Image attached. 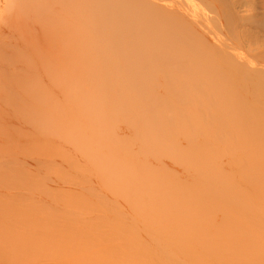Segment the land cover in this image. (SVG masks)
Masks as SVG:
<instances>
[{
    "label": "rangeland",
    "instance_id": "rangeland-1",
    "mask_svg": "<svg viewBox=\"0 0 264 264\" xmlns=\"http://www.w3.org/2000/svg\"><path fill=\"white\" fill-rule=\"evenodd\" d=\"M242 1L243 0H52V68L50 65H46L44 63H33L32 65H29L26 62H19V63H15V65L10 64V66L14 65L11 68L9 65H7L9 67V70L15 67V70L12 69L10 70V72L14 70L15 72H17V74L19 73V77L22 75H26L27 71H29L30 75L34 74L36 77L35 83H34L35 90L33 92H31V90L30 91L24 90L22 91L21 95H15L14 93L13 95L10 92L9 93L10 95L7 96L8 100L3 99L0 101V107L6 108L7 106L6 103L12 102L13 105L11 104V106H8L10 109L12 110H14V108L16 110L18 109V112L22 110L23 112L20 111V113L21 112L24 113L25 110L26 111L32 110L31 112H33L34 115H36L38 113V112H35L36 110H40L44 114L48 112L46 109H48V106H49L48 104H50V101L52 99V110H51L52 111V145L46 150V152L48 151L51 152L52 163L51 162L50 163L52 165L45 164L44 163L45 158H41V161L38 162L37 165H35V168L33 167V169L29 167V165L24 163L25 159L30 160L29 156H31L30 155L31 149H29L28 146H26L23 142H21L24 133L25 134L28 133L26 132L27 131L26 129L28 127L25 128L27 125L24 124L23 126L22 122H20L21 123L20 127H24L22 128L23 130L20 128L22 131H19V130L17 131L16 129L15 130L12 129V131L10 130L12 133H10L9 131V133L12 134L11 138L14 137L13 139L18 140L17 138H19L21 140H18V141L8 140L6 142L0 143V162L3 165V167L2 165H0V167L2 168L0 170V193L2 194L1 198L4 197V200L0 199L2 200L1 201L2 203L4 202V204L1 203L2 204L1 208H3V206L7 204H10L9 202H7V200L10 201L12 198L15 199L14 203H12V200H11V204L13 205L5 206L12 210L10 211L5 210L7 212V213L5 212L6 214L0 211L4 219H5V216H8V219L6 217L7 222H5L4 226L3 225H1L2 227L0 226L1 228L0 229V264H49L50 262L46 261V259L48 258V254H49L48 247L50 245H52L50 246L52 247V259L55 258L56 260V258L60 259L61 256H63L64 254L63 252H65L67 248H69L68 249V252H69L71 248L74 249L77 246L80 247V244L82 245V242L86 241L88 232L95 233L97 236H99V234L104 230L103 228L106 224H111V226H113V223L117 221L125 222V220H127L126 218H129V224L131 227H133L135 222L129 217V214L131 213V211L133 213V209L127 207L126 202H124L122 199L116 201L113 195L110 194L111 191L114 190L113 188L119 184V181H116L115 177L113 178L115 174H112L113 176L109 175L108 177L106 176L104 178V180L107 179L105 180V182L107 181V183H105L104 180H102L103 178L101 179L102 176L100 177L99 175L98 170H99V167L102 165V164H99L100 160H102L101 161L102 163L103 159L104 158L108 159L109 155L111 154L112 155L110 156L109 159H112L110 160L112 164L109 163L110 162L109 160L108 162L104 160L106 163L110 164L111 167L115 164V162L116 163L118 162L119 164L120 161H123L121 159L122 157H120L121 155L126 157L128 161H131V162L132 161L136 162L138 160L137 162L139 164H137V162L136 164L135 163L134 164L131 163V165L129 164L128 168L131 170L129 174L132 176L134 174L139 176V178H141L140 181H142V185L144 182L147 184L146 187L144 184V188H143V191L145 193H142V191L140 190L142 189L141 187H143L140 185L141 183L138 181L137 182L140 184L135 182L137 177L133 178L131 176L132 178L130 177L129 179V177H127L129 174L126 176L127 173L123 174L124 171L120 170V172H122L121 174H123V176H126V179L134 180L132 181L134 183H129L130 186H132L133 188L132 187L127 188L128 184L127 186L124 185L126 186L125 187L126 190H124L123 188L122 189L123 191L120 190V193H122L123 195L124 193L134 192V195L132 193L131 194L134 196L135 199H136L135 196L139 195L137 193H139L140 191H141L140 194L141 193L143 194L142 196L141 195L140 196L142 197V199L144 198L143 199L144 202H142V199H140L141 197L138 196L141 202L137 198V201H135V203L138 206L134 205V208H136L137 206V209L135 210H138V211L134 210V213L139 212L138 215L139 214L145 215L146 219L150 221H155L157 217V216L155 217L157 213L156 206L157 205L159 206L160 204L159 201H163L165 199H166L165 201H167L168 199V201L165 202V204H163L164 202H162L163 208L165 207V210H163L162 208L161 212L162 211L166 212L167 210L170 211L171 209L169 210L168 207L174 208L175 206V208L171 210L170 212H166V213L163 212L165 213V215H163V213L161 214L162 215L161 217L165 218L164 221L163 219L161 221H163L164 223L166 222L164 224V227L165 225L167 226V224L169 223L167 220V216H166L168 213V215H170L168 216V219H170L169 220L170 224L172 223V225L173 224L175 225L177 223L176 225L178 227L183 226L184 228V229L181 228V230H179L180 232L183 231V234L180 235V238L184 239L187 235H190V236H187L184 240H180L179 245L181 247L182 245L183 246L185 245L184 247H186V245L188 246L189 244L185 241H190V240L195 241V239H193V237H195L193 233H195L197 225H198L197 222L199 220L197 216H198V213H200V203H201V200L198 196L199 194H198V188H197V185H198L197 183L199 180L197 178V175L199 177V172H197V169H198L197 158L193 157V156L196 157V150H195L196 147H195L194 142H195V139L198 138L197 134L195 133L197 132L196 131L197 128L202 127V125L203 126L207 125V127L205 126L204 127L210 131V128H209L210 124L211 126H213V124L217 125L216 123H214L216 122V119H217L214 116L216 114H217L216 116L218 117V115H225V113H228L230 111L229 115H232L230 113H233L234 115L236 114L235 116H237L244 110L264 111V73L258 72L257 65H252V66L248 65L245 59L246 58L245 57L246 55L245 54V51H246L245 38H247L246 36L247 33H246V29L243 25V20H242L243 19L242 17L244 16L243 15L244 12H241L243 10L242 8H240ZM29 16L35 17L33 12L28 10L27 13L24 14V17H29ZM97 28L98 29L104 28V31L103 29L99 31ZM31 30H32V27L30 31ZM31 34L32 32L29 33L27 38H24L25 46L22 45V40L20 41L18 45L20 49H17L16 51H14L15 53H19L22 51H27L30 53L31 51L38 50L40 43L38 40L32 39ZM115 34H117L115 38L120 39V40L130 35L131 38H133V39H130V41L131 40L133 41L125 42L122 40L119 43H116L119 40L117 41L116 39L115 41L114 39L113 40L115 41L114 43L117 44L115 45L113 41H108ZM118 35H120L121 37L124 36V38H119L120 36ZM103 42L106 45L104 44L102 45ZM107 42H110L109 43L110 45L107 44ZM99 44L102 46H100ZM157 63L159 64V66L157 65ZM98 65H100V67L101 65H104V68L106 66V69L104 70V72L106 73H104L103 75V80L100 77L103 83L100 82V79H98L99 74L96 77V79H98V82L103 84V87L101 86V84L99 85L101 86V93L103 95V96L101 95L102 96L101 101L104 100L101 103H104L105 101L107 102L102 105L100 103L102 113H99L101 110L99 109L98 111L96 107L94 108L97 111L93 109L90 111H92L91 114L93 113V111H96L98 115L96 117V114H95L96 112H95L94 116L95 118H98V119L101 118L100 114H102V118L106 120L105 115L107 114L106 118H108L109 116L107 120L109 122L111 121L110 122L111 124H109V122L106 120V122L108 123L106 122L104 123L106 124L107 127L98 126L97 129L95 128L96 130H93L92 129L94 128L93 126L92 128L89 127L92 125L91 124L92 122H95V118L94 116H92L93 114L89 115V118L87 116L86 117L87 119L85 118V120L82 121V122L85 121L84 123L86 124H83L81 121H79L80 119L79 116H82L79 113L80 111L78 110L79 107H76L77 106L76 104L78 103L79 100H76V103L73 101H75V99H78V98L82 100L81 98L82 96L84 99L87 93L90 94L89 89L92 91L95 85L94 83L95 80H93V82H90L91 80L87 81V79L85 80L84 78H86V75L87 73H89L90 69L94 70V67L95 66L97 67ZM107 66H110V67L112 66V67L107 68ZM156 66H158L157 67L158 70L154 69L156 68ZM8 67H5V68H8ZM96 67H95V70H96ZM98 67H97V70H98ZM174 67H176L175 69L178 68L177 70L179 71L175 70ZM48 70L50 71L52 70L51 73L50 72L47 73ZM95 70H94V74L99 72V70L97 72H95ZM153 70H156V71L153 72ZM172 70L177 72L178 79H177V75L175 76L176 72H173L174 73L173 76L175 77L173 79H170L169 81V78L173 77L171 75ZM155 72L156 73L160 72V73H157L158 75L156 74V76L152 77L153 74L155 75ZM148 74L152 76H149ZM45 75L49 77L45 78ZM144 75L145 77L143 78ZM50 76L52 79L50 78ZM88 76L89 75H87V78ZM121 76L122 78L126 79L125 81L126 84L123 85L122 88H119L117 86L113 87V85L116 83L114 81L119 80L118 82L119 84L123 82V80L120 79ZM129 76H132L133 78ZM19 77H16V78H19ZM42 77L44 78L42 79ZM140 77H142V80L140 79ZM130 78L132 79L130 80ZM134 78L135 80H133ZM179 78L181 80H179ZM143 79L146 80V82L143 81ZM165 79H168L169 81V82L167 81L168 84L169 83L171 84L173 80L174 84L173 82L171 85L165 84L166 83ZM85 81H86V86L84 84ZM111 82H112V85L110 84ZM89 83H92L93 86L92 84H89ZM25 84L26 83H24L23 85ZM90 85L92 86V88ZM166 85L168 86L166 87L167 90L170 86L169 88L170 91L175 93L176 88L178 91H180L178 93H175L176 94L175 96L177 95L178 97L180 96V99L177 101L178 99L177 98L175 101L178 103H175V104L173 103V105L170 104V98L167 96L168 92L165 90V87H164ZM173 85H174V88H173ZM153 86H156V87H153ZM204 86H207V87L204 88ZM120 89H122L121 91L125 89L124 90L125 94H126L125 91L129 92L127 93L128 95L132 96L134 94V97H135V98L133 97L134 102L133 100L131 101V99L130 100L129 99L125 100L123 98L121 99L120 94H123V92H120ZM86 90H88V92ZM151 90H153V92ZM205 90H207L208 92L207 91L203 92ZM39 91L41 92L39 93ZM44 92L47 93L46 94L47 98L44 97L45 95ZM185 92L187 93V95L191 93L190 96L192 98L191 97L189 98L188 96L186 97L184 95ZM41 93H43L44 95H42ZM207 93L211 95H208ZM35 94L39 97L41 94L43 98L42 97L40 98L42 99L43 102L41 101V99L36 100L34 98L36 102L37 101L38 102L35 103L36 105L35 104L31 105L30 103L32 102V98H33L32 96H34ZM195 94L199 95V97L196 96ZM206 94L208 95L207 98L211 97L210 98L211 100L206 98L207 96ZM151 95H153L152 97H155L153 99H155L156 103L152 99ZM148 96H149V99H147L148 101L146 100L147 101L146 103L145 98H148ZM48 97H50V99H48ZM70 97H72L71 98L72 101H70L71 100ZM29 98L31 100L30 103H29L30 101ZM44 98H46L45 99L47 100L46 102ZM160 98L163 100L162 101L163 103H161ZM188 98L192 100L190 103H189V100H187ZM196 98L199 99L200 102H198ZM108 99L109 100L111 99V100L109 101ZM204 99L206 100L204 101ZM229 99L230 100L233 99V101L230 103ZM142 101L145 104H143ZM151 101L152 103H150ZM72 102L73 104L74 103L75 104L73 105ZM42 103L45 105L43 106ZM107 103L109 104V106H111L112 104L114 109L111 107L112 108L111 110L113 111L106 109L108 106ZM39 104H42V106ZM141 104L143 105V107L145 105L146 108L145 107L143 108ZM146 104H148L149 106ZM190 104L192 105L190 106ZM96 105L98 104L96 103ZM164 105L166 106L165 109H164ZM175 105L177 107H175ZM188 105L189 107H187ZM139 106L142 107L143 110L140 111L139 110L140 108L139 109L137 108ZM152 106L153 107L156 106L157 108L155 107V110H153ZM160 106H162L161 108L163 110H161V108H158ZM218 106H219V109L217 108ZM37 107L40 109H38ZM150 107H152V109ZM179 107L181 108V111H177L178 109L180 110ZM75 108H77V110H75ZM128 108L130 111L128 110ZM135 108L138 109L136 112L134 111L136 110ZM197 108H199L200 110V111L198 110L199 113L197 111ZM220 108H223V109H220ZM42 109L44 111H42ZM192 109H193V112H192ZM204 109L206 111H204L202 114L201 111ZM217 109L220 111H216ZM226 109H229V110L226 111ZM231 109L234 112H232ZM60 110H62V112ZM63 110L66 111V113ZM68 110L69 112H67ZM104 110H107V111H104ZM213 110L215 111V114ZM83 111L89 112V110H83ZM108 111L112 113L110 114ZM125 111H128V112L125 113ZM165 111L166 113H164ZM209 111L211 112L212 115L210 114ZM104 112L106 113L104 114ZM143 112H145L146 114ZM159 112L160 113L162 112L161 116L159 115ZM43 113H40V114L38 113V115H42ZM61 113H64V115ZM127 113L128 114L131 113L129 114L130 116H128ZM157 113L158 115H156ZM219 113H222V114H219ZM87 114H90V112ZM109 114L112 116V118H110ZM260 114H263L264 116V112H261ZM151 115L153 116L151 117ZM192 115H194L196 119ZM196 115L199 117H202L201 119L202 121H204V123H202L201 119L199 117H196ZM67 116L70 118V120ZM143 116L145 117V119L142 120V118H144ZM159 116L160 117L163 116L162 118L164 119L162 118L160 119ZM40 117H44L45 119H48L46 118V115H43ZM62 117H65V119L68 118L69 122L66 123V120ZM139 117H140V121H139ZM189 117H192L193 118L192 121L195 123L196 122L198 123L201 121L200 123H202V125L200 126L199 123L198 124L196 123L197 124L196 125L195 123L191 122V120L189 121ZM37 118H39V116ZM149 118H152V119L150 120ZM59 119L60 120L64 119L63 120L64 122L63 121L58 122L57 120ZM90 119L93 120L91 123H90ZM179 119L183 121L182 122L180 121L179 123L178 121ZM198 119L200 121H198ZM21 120L22 119H20V121ZM86 120H89V121H86ZM117 120H119L120 122L119 121L117 122ZM125 120H127V123ZM152 120H153V123L152 125H150ZM159 120L161 122L163 121L164 122L163 123L159 122L161 124L158 125L159 123L157 122ZM44 121L46 122V120L40 121V123H42L41 125H43V127H49V125L44 126L46 124ZM70 121L72 122L70 123ZM137 121H139L140 124H138L139 122ZM134 122L137 123V124L135 123L136 125L133 126L137 129L136 132H138V130L140 129L139 131L140 133L139 132L136 133L137 137L134 136L135 135V133H133L135 132V130H133L134 128L132 127L128 128L129 127L128 125L130 123L134 124ZM175 122H176V125H174ZM87 123L89 124V126L87 127L89 129L86 128V126L88 125ZM119 123H125V124L123 125L121 124L120 126ZM80 124L85 125V127H83L85 130H83L82 128L83 125H80ZM179 124H181V126H178ZM194 124L198 127L195 128L196 126ZM115 125L117 126V128ZM80 126L82 130L81 128H79ZM8 127L6 128L8 129ZM177 127L181 128L180 129L181 134L178 133L179 128ZM6 128H0V136L6 133ZM10 128L11 126L9 127V129ZM14 128H17V127H14ZM101 128L103 129L106 128V129L105 130L102 129V131H100ZM143 128L145 129L143 130ZM192 128H195L194 131L192 130ZM112 129L114 130L112 131L113 134L112 133L109 134ZM184 129L188 131H185ZM77 130H79L80 133L85 132V131L87 132H85L84 136L82 135L80 136L79 135L80 133L76 134ZM97 130L103 136L104 138L102 140L103 142L101 144L96 143L98 145H96L95 143L91 141L86 142V139L88 141V138L90 137L89 135H87V133L90 132L89 134H91V131L97 132ZM116 130L120 132L118 133ZM208 130L205 129V132L207 131L208 133L209 132ZM28 131H30L29 128H28ZM105 131L109 132L108 133L109 135H107V132ZM122 132L125 135H123ZM185 132L186 133L188 132V133L186 134ZM100 133H96L97 136H101V135H98ZM145 133H147V136ZM163 133L166 136L162 135ZM103 134H105V137H107V139H105ZM118 134L120 135V137ZM138 134L142 136H138ZM76 135L80 136L79 138L80 140L84 139L83 137H85V141L83 140L84 143L86 142L87 144L88 143L90 144L86 145V143L85 144L83 143L85 146H81L82 142L79 141L81 142V144H79L78 142L79 139L76 137ZM115 135L118 137H116ZM160 135L164 137L162 138ZM181 135L183 137L186 136V138L188 139V142L190 139V142L192 143L190 142L188 143L186 141L187 139H184ZM128 136H131V137H128ZM171 136H174V137L171 138ZM71 138L72 140L75 139L74 140L75 143L74 142L71 143L73 144V146L69 142L71 141ZM131 139L133 142H135V144L132 141H130ZM140 139L142 141H140ZM146 139L147 141H145ZM182 139L185 141H183ZM111 140L113 143L111 142ZM105 141H106V145H105ZM76 142H78L77 144L79 145H77ZM117 142H120V143H117ZM126 142L128 143L127 145H126ZM139 142H144V143L146 142L145 144L140 143L139 145L141 147L145 145L146 147L145 146L142 147L143 151L145 150V148H147L149 151H151L152 154L149 153V151L146 149L145 150L146 156H145L144 155L145 152L144 154L142 153L143 151L141 147L140 146H139L140 148L137 147ZM148 142L149 144H151L150 146ZM185 142H187L188 144ZM122 143H123V146H121ZM130 143L133 145V147L131 146ZM92 144L93 146H96V147L94 148ZM89 145L91 146V148H89L90 147ZM99 145L103 146V149ZM71 146L72 147L77 146V147L76 149L75 148L73 149ZM151 146H153L154 148H152ZM78 147H83V148L85 147L84 150L86 151L88 148H89L88 151L90 149H95V150L97 149L98 152L96 151L91 152L90 150L88 154L87 153L85 154L86 160H90V161H86L83 156L84 154H80V152L78 153V149L79 151L84 152V150H82L83 148H78ZM134 147L135 149H133ZM108 148L110 149V151L113 149L116 151L114 152L115 156H113V153H111L112 151L111 152L109 151L110 153L108 152ZM138 149L140 150L139 153H142V155L136 154L139 151ZM153 149L155 152L153 151ZM158 149L161 151H158ZM32 150L35 151L34 148H32ZM118 151H119L120 156L116 155ZM152 151L154 152V154ZM132 152L135 154H133ZM187 152H189V155L191 154V156L189 157H192L194 159H191L190 161ZM92 153L94 155L97 153L96 158L93 157L92 159V156H93ZM98 153H99V156H98ZM106 153L108 154V156L105 157V155H107ZM184 153L185 155H183ZM87 155H89L88 158H87ZM133 155L135 156V158H137L136 160L135 158L134 160L132 159V157H134ZM112 156L113 158H111ZM116 156L117 158H115ZM97 157L98 158L104 157V158L95 160L97 159ZM146 157L147 159H145ZM83 158H84V161H83ZM184 158H186L187 160L189 159L188 160L190 164V168L188 169L189 172L188 171L186 172V168H188L187 165H186V168H183L185 167V165H182L181 167V164H183L181 161ZM140 159H142L143 162L142 160L140 161ZM105 162L103 163L105 164ZM95 163L99 165H96ZM140 163H143L142 166L144 165L145 166L142 167ZM132 164L133 166L134 165L135 166L133 167ZM192 164H195V165L192 166ZM90 165H92L94 169H92V166ZM110 165H108L109 171L106 175H108L109 173H112L111 170L114 171L113 168L117 164H115L112 168L110 167L111 169L109 168ZM95 166L97 167V169ZM120 166H121V163H120ZM120 166L118 167L121 169L125 167V166L124 167H120ZM137 166L139 169L137 168ZM87 167H89L90 169ZM131 167L134 168L135 171L131 169ZM84 168L92 170V171H89L91 172L92 175L88 176L90 173L88 172V170L86 172H88L89 174L84 172ZM128 168L126 166V169ZM126 169H125V172H128L129 170L126 171ZM132 172H134V174ZM141 173L143 174V177ZM148 175L149 176L154 175L156 177V180L154 179V177L152 178V176L149 177ZM230 177H231L230 175L222 172L218 174L217 180L220 179L219 181H224V180L230 179ZM108 178L110 181L108 180ZM112 178L115 181L114 180L112 181L111 180ZM117 178L118 177H116V179ZM144 178L145 179L150 178L148 181H150L152 178L154 179V183H153V180L152 182L150 181L151 182L150 183ZM142 179L145 181H143ZM129 180L127 181V183L131 182ZM171 181L172 183H170ZM95 182L96 183L98 182L97 184L101 186L97 185ZM168 182L170 183V185ZM115 183L117 184L115 185ZM148 183L152 185L151 187L147 188V186H149ZM165 183H167V185ZM164 184L167 186L166 188H164ZM112 186L113 188H111ZM145 188L147 189L144 190ZM149 188L151 190V192L149 191L150 193L147 191ZM133 189L134 190L136 189V191H134ZM160 189L163 191V197H160L158 195L159 199L160 198L161 199L157 200L158 191H160L159 194L162 195V191ZM195 189L197 192L195 191ZM214 191L215 193L214 192L211 193V198L212 197L214 198V196L212 195H216V194L220 196L217 192L216 187L214 188ZM146 192H148L151 195V197L150 195L146 194ZM144 194H145V197H144ZM177 194H179V198H177L178 197ZM186 194L188 197L189 196L190 197L188 198L187 196H185ZM153 195H155V197L157 196L156 197L157 199H155ZM175 195L177 196L175 197ZM111 196L113 197L112 201H111ZM146 196H149L150 198ZM172 197H174V200ZM184 197L186 198V200L187 199L188 200L185 201ZM146 198L148 200H146ZM190 198H192L191 201L189 200ZM205 198L207 199V201L205 200ZM205 198H204V201H205L204 205L206 207H205V210L203 211L204 212L203 215H205L204 222L207 224V226H210L212 223H214L213 228L216 227L215 229H213L215 230L214 232L220 231L221 230V227H220L221 214L218 211L219 210L217 206L218 203L215 201L218 198L216 196V198L211 199L210 195L208 194L205 196ZM170 200H173V201L170 202ZM153 201H155L156 203L154 204ZM221 201H218V202H221ZM139 202H140V205H139ZM151 202H153V204L149 205ZM116 203L119 204L118 207ZM183 203L188 204V205L186 204L187 205L186 209L184 208L185 205ZM142 204H143V207H142ZM170 204L173 207H171ZM140 209L142 210L140 211ZM184 209L185 211H188L191 209V211H188L187 213L184 211ZM112 210H116V212L119 211L120 212L119 215L116 216L117 214L116 215L113 214L115 213V211L113 212ZM153 211L156 212L155 215H153L154 214ZM158 211L160 212L159 207H158ZM183 214L186 216L184 217ZM111 215H113V217ZM171 216L173 217L171 218ZM187 216L189 218H187ZM1 218H0V221L2 220ZM207 218L209 222L207 221ZM176 219H178L177 222H176ZM180 223L181 225H179ZM189 224L194 227L190 226ZM238 224L239 223L237 222V224H234V226ZM36 225H39V227L36 229L37 230L36 235H32L29 238H22L19 240L14 239L15 232L18 231L22 226H27L28 231H32L33 227H35ZM161 225L163 226L162 222H161ZM177 226L175 227L172 226V227L176 228ZM139 227L136 230L137 231L141 230V232L138 231L137 233H142L144 229L141 226ZM189 227L190 228L192 227L193 231ZM188 228L189 230L187 231ZM111 229L114 230V228H111ZM177 229H180V227ZM58 232H60L62 236L58 235L59 234ZM120 233L121 232L118 230L117 235H120ZM50 234H52V240L47 238V236H49ZM109 237L110 236L106 234V238L108 239ZM181 241H183L184 243L181 244L182 243ZM190 242L192 243V241ZM23 250L28 253V254L26 253V255H28V257L26 256L27 259L25 258L21 259L20 257L22 256L21 255L22 252L24 254ZM147 252L149 253L153 252L151 245L148 246L146 253ZM180 255L178 256L179 257L183 256V255L181 256ZM183 257L182 258L177 257V261H179V259L182 261L184 259ZM191 257L186 258V259L188 260L194 259V257L192 258ZM177 261L174 260L173 263ZM191 261H190L191 263L187 261V263H184V264H195V262L193 263V260Z\"/></svg>",
    "mask_w": 264,
    "mask_h": 264
},
{
    "label": "bare ground",
    "instance_id": "bare-ground-1",
    "mask_svg": "<svg viewBox=\"0 0 264 264\" xmlns=\"http://www.w3.org/2000/svg\"><path fill=\"white\" fill-rule=\"evenodd\" d=\"M240 8H242V10H243L241 12H244V14L242 13L244 16L242 15L243 17L242 16L241 17L243 18L242 19L243 20V25H244V27L246 29V33H247V35H246L247 38H245V48H246L245 54L247 55V56L245 55L246 62L250 66L257 65L258 66V72L259 73H264V0H243L242 3H241ZM28 10L31 11V12H33V14L35 15V17H32V16L24 17V14H26ZM25 27H27V28H25ZM31 27H32V30L30 31ZM102 29L104 31V28H100L98 30L100 31ZM30 32H32V34H31L32 39L38 40L39 43H40V46L38 47V50L37 51H31L30 53L27 52V51H22V52H19V53H15L14 51H16L17 49H20L18 47L20 41L22 40V45H24V38H27ZM115 36H117V34H115L114 36H112V38H110L108 41H113L114 39L116 41L117 38H115ZM118 36H120V35H118ZM129 36L130 35H128V37L125 36L126 38H124V36H122V37L120 36L119 38H124L122 40L125 41V42H132L133 40L130 41V39H133V38H131V36L130 37ZM122 40L117 39L118 42H116V43H119ZM115 41H113V43ZM105 43H106V41H105ZM109 43L110 42H107V44H109ZM116 43H114V44L117 45ZM103 44H104V42L102 43V45ZM102 45H100V46H102ZM104 45H106V44H104ZM19 62H26L29 65H32L33 63H44L46 65H50L51 68H52V0H0V101L3 100V99L8 100V97L7 96L10 95L9 94L10 92L12 94L14 93L15 95H21L22 94V91H24V90H29V91L31 90V92H33L35 90L34 83H35L36 77H35L34 74L33 75H30L29 74V71H27L26 75H22V76L19 77V73L17 74V72L14 71L15 70V67L12 68V69H14L13 70L14 73H13V71L10 72V70H12V69L9 70V67L7 65H9V66H10V64H14L15 65V63H19ZM155 64H156V62H155ZM157 65L159 66L158 63H157ZM13 66L11 65L10 68L13 67ZM98 66L97 67H98L99 72H97L98 70H97V67L95 66L96 67V70H95V67H94V70L97 73L94 74V70L93 69H90L89 70V73H87V75H89L88 78H87V75H86V78H84L85 80L87 79V81H90L91 80L90 82H93V80H95L94 81L95 85H94V88H93L94 90L92 89V91H91L89 89L90 94L89 93L86 94V92H85L86 96L84 94V96H85L84 99H83V96H82L81 97L82 100H80V98H78V99H75V101H73L75 103H76V100L81 101V102L78 101V103L76 104L77 105L76 107H79V109H78V110H80L79 113L82 115V116H79L80 119L78 118L79 121H81V122L83 120H85V118L87 116L89 118V115H92V114H93L92 116H94L96 114V117H97V115H98L97 112H96L97 110L94 107H96L98 109V111H99V109L101 110L100 103L104 101V100L101 101L102 100L101 97L103 96L102 93H101V86L103 87V84H102L103 82L101 81L100 77L103 80V75H104V73H106V72H104V70L106 69V66H105V68H104V65H101V67H100V65H98ZM158 66H156V68H154V69L158 70L157 69ZM5 67H8V68H5ZM108 67H110V66H107V68ZM175 68L176 67H174V69ZM177 69H175V70H177ZM107 70H109V69H107ZM151 70H152V68H151ZM156 70H153V72L156 71ZM51 71L48 70L47 73H49V72L51 73ZM90 71H91V73H90ZM159 71H160V69H159ZM177 71H179V70H177ZM153 72H151V73H153ZM173 72H176V71H173L172 70V74H171L172 76L174 75ZM157 73H160V72H157ZM157 73L155 72V75L153 74V76L150 75V74H148V75L154 77V76H156ZM92 74H94V75H92ZM98 74H99V76H98ZM15 75H17V76H15ZM47 75H45V78L49 77ZM49 75H51V74H49ZM127 75H129V74H127ZM130 75H132V74H130ZM176 75H177V72H176L175 76ZM97 76H98V79H100V82H102V83L98 82V79H96ZM175 76L170 77L169 78V81H170V79H173ZM16 77H19V78H16ZM123 77H124V75H123ZM129 77H132V76H129ZM144 77H145V75L143 76V78ZM43 78L44 77H42V79ZM50 78H51V76H50ZM132 78H130V80ZM120 79H122L123 82L121 84H119L118 83L119 80L118 81H114V82H116L115 83L116 85L114 84L113 87H116L117 86L119 88H122L123 85L126 84V82H125L126 79L125 78H122V76H121ZM140 79L142 80V77H140ZM177 79H178V75H177ZM133 80H135V78ZM179 80H181V79L179 78ZM132 81H130V82H132ZM143 81L146 82V80H144V79H143ZM165 81H166L165 84H167V85H171L172 82H173V80H172L171 84L170 83L168 84V82H169L168 79H165ZM24 83H26L25 84L26 86L23 85ZM127 83H128V81H127ZM84 84L86 86V81H85ZM89 84H92V83H89ZM100 84H101V86H99ZM110 84L112 85V82ZM117 84H119V85H117ZM173 84H174V82H173ZM167 85L164 86V87H165V90L168 92V95L167 96L170 98V104L173 105V103L174 104L175 103H178V102H175V101H176L177 98H178L177 99V101H178L180 99V96L179 97H178V95L175 96L176 95L175 93H178L180 91H178L177 88L175 87L176 88V92L174 93V92H172V91L169 90L170 86H169V88L167 90V88H166V87H168ZM92 86H93V84H92ZM92 86H91V88H92ZM95 86H97V87H95ZM98 87H100V88H98ZM113 87H112V89H113ZM153 87H156V86H153ZM205 87H207V86H204V88ZM173 88H174V85H173ZM117 90H118V88H117ZM121 90L122 89H120V92H123V94H120L121 99L122 98L125 99V100H127V99L130 100L131 99V101H132L135 98L134 97V94L131 96V95H128L127 94V93H129L127 91H125L126 94L124 93V90L125 89L123 91H121ZM153 90H151V91L153 92ZM86 91L88 92V90H86ZM206 91L207 90H205L203 92H206ZM40 92L41 91H39V93ZM44 93H45V95L47 94L46 92H44ZM156 93H158V92H156ZM182 93H184V92H182ZM36 94L34 96H32L33 97L32 98V102H31L30 98H29L30 101L28 100L29 103L31 102L30 103L31 105L37 103L38 101L36 102V100L41 99L40 97L43 98V96H41V94L44 95L43 93H41L40 94V97H39ZM190 94L187 95V93L185 92L184 95L186 97L188 96L190 98L191 97ZM45 95H44V97L47 98V95L46 96ZM145 95H143V96H145ZM208 95H211V94H208ZM208 95L206 96V98L208 97ZM149 96H148V98H145V101L147 99H149ZM152 96L153 95H151V97ZM196 96L199 97V95H196ZM46 98H44V100ZM71 98L72 97H70V99ZM153 98H155V97H152V99ZM189 98L187 100H189V103H190L192 100H190ZM200 98H202V97H200ZM210 98L211 97H209L207 99H210ZM48 99H50V97H48ZM118 99H116V100H118ZM143 99H144V97H143ZM153 100L155 101V99H153ZM197 100H198V102H200L199 99H197ZM197 100H195V101H197ZM205 100L206 99H204V101ZM41 101H42V99H41ZM46 101L47 100H45V102ZM70 101H72V99ZM147 101H146V103H147ZM157 101H159V100H157ZM162 101L163 100L161 99V103H163ZM232 101H233V99L230 100V103ZM73 102H72V104H73ZM106 102L107 101H105L104 103H101V105L102 104H105ZM118 102H120V101H118ZM133 102H134V100H133ZM96 103L98 105H96ZM108 103H110V102H108ZM116 103H117V101H116ZM150 103H152V101ZM155 103H156V101H155ZM6 104H7L6 108L0 107V128H6L8 126L9 127L11 126V128L10 129H9V127H8V129L6 128V133L4 135H1L0 136V143L6 142L8 140L9 141H11V140H15V141L21 140L19 138H17L18 140L13 139L14 137L11 138L12 134H10V133H12L11 132L12 129L13 130L16 129L17 131L18 130L19 131H22L23 130L22 128H24V127H20V125H21L20 122H22V125L24 126V124H26L27 126L25 128L28 127L30 129V131H28V128L26 129L27 131L24 129L28 133H26V134L24 133L21 142H23L26 146H28L29 149H31V153H30L31 156H29L30 157V160H26L25 159L24 163L27 164V165H29V167H31L33 169V167L35 168V165H37V163L41 161V158H45V162L44 163L50 165L52 163V158H51L52 155H51V152L50 151L46 152V150H47V148H49L52 145V111H51L52 110V99L50 101V104H48L49 105L48 106V109L44 108L49 113L46 112L44 114L40 110H36L35 111V112H38L39 114L40 113H43L42 115H38V113L36 115H34V113L31 112L32 110H29V111H26L25 110L26 112L24 111V113H22L23 111L20 110V111H22L20 113V111L18 112V109L16 110L14 108V110H12V109H10L8 107V106H11V104L13 105L12 102H9V103H6ZM42 104H39V105L42 106ZM70 104H71V102H70ZM143 104H145V103L143 102ZM44 105L45 104H43V106ZM146 105H148V104H146ZM191 105L192 104H190V106ZM193 105H194V103H193ZM111 107L113 108L112 104H111V106H109V104H108V106H107L106 109L111 110L112 109ZM142 107H143V105H142ZM142 107L139 106L137 108L138 109L140 108L139 109L140 111L143 110L144 107L146 108L145 105H144L143 108ZM152 107H150V108L152 109ZM155 107H153V110H155ZM161 107L162 106H160L158 108H161ZM175 107H177V106L175 105ZM187 107H189V105ZM137 108H135L136 109V110H134L135 112L138 110ZM165 108H166V106L164 105V109ZM217 108L219 109V106ZM38 109H40V108H38ZM62 109H64V108H62ZM92 109L93 110H96V111H93V113L91 114L92 111H90V110H92ZM102 109H104V108H102ZM218 109L216 111H220ZM220 109H223V108H220ZM64 110H66V109H64ZM75 110H77V108H75ZM83 110H89L90 114H87V113H89L88 111H83ZM128 110H129V108H128ZM161 110H163V109L161 108ZM198 110H199V108H197V111ZM227 110H229V109H226V111ZM42 111H44V110L42 109ZM60 111L62 112V110H60ZM104 111H107V110H104ZM111 111H113V110H111ZM177 111H181V108H180V110L178 109ZM199 111H198V113H199ZM204 111H206V110L204 109V110L201 111L202 114H203ZM231 111H232V109H231ZM64 112L66 113V111H64ZM67 112H69V110ZM82 112H83V114H82ZM126 112H128V111H125V113ZM192 112H193V109H192ZM229 112L228 113H225V115H218V117L216 116L217 114L214 115L217 119L214 118V119H216V122H214V121L213 122L216 123L217 125H215V124L212 123L213 126H211V124H210V126H209L210 131L207 128H205V127H207V125L206 126L204 125L205 127L202 125V123H204V121H202V119H201L202 117H199V116L196 115V117H199L201 119V121H202V123H200L201 121L198 119V121H200L198 123L200 124V126L202 125V127H199V128H197L198 126H196L198 123L196 122L197 123L196 124L195 122L192 121L193 118L192 117H189V121L191 120V122H193V123L196 124V125L194 124L196 126L195 128H197V130H196L197 132H195V133L198 136V138L195 139V142H194L195 143V147H196V149H195L196 150V157L193 156L194 158H197L198 169L197 168L196 169H197V172H199V177L197 175V178L199 179L198 180V183H197L198 184L197 185V188H198V194H199L198 196H199V198L201 200V203H200V213H198V216H197L199 221L197 222L198 225H197L196 231H195V233H193L195 235V237H193V239H195L196 242L193 241V240H190V241H192V243L194 242L192 244L190 241H185L189 245L188 246L186 245V247H184L185 245L184 246L182 245V247H184V248H182L179 245L180 244V242H179L180 240H184L187 236H190V235H187L184 239H181L180 238V235L183 234V231L180 232L179 230H181V228L182 229H184V228H183V226L182 227L179 226L180 229H177V228H179L176 225L177 223L175 225L174 224L172 225V223L170 224V221H169L170 219H168V216H170V215H168V213H167L166 216H167V220L169 222L168 224L170 226L167 224V226L165 225V227H164V224L166 222L165 223L163 222L165 218H162L161 217L162 216L161 214L163 212H165V211H162L161 212V209L163 208L162 202H164L163 204H165V202H167L168 199H167V201H165L166 199L163 200V201H159V203L161 204L160 205L158 203L159 206L156 204L160 208V212L158 211V207L155 205L156 208H157V211H156L157 213L154 212L155 210L153 211L154 212L153 215H155V213H156L155 217L157 216L155 221H150V220L146 219L145 215H142V214H139L138 215L139 212L138 213L137 212L134 213V210L137 209V206H138L135 203V201H137V198H138V200L142 199V197H141L143 195L142 193H145L143 191L144 184H145V187H146L147 184L144 182L143 185H142V181H140L141 178H139V176L135 175L134 172H132V173L135 175V177H134V175L132 176V175L129 174V172L131 171L128 168L129 167V164L130 165H131V163H133V164L135 163L136 164V162L138 160L136 162H134V161H132V162L131 161H128V159L126 157H124L122 155L120 156V154H119V151L120 150H119L118 153H116V155L122 157L121 159L123 161H120L121 166H120V163L118 164V162L117 163L115 162V164H117V165H115L113 163L115 165V167L113 168L114 171L111 170L112 173H109L108 175H106V174L109 171L108 170V165H110V164L106 163L105 161L108 162V160L109 161L112 160V159H109L112 154L109 155L108 159H105L104 157H103L104 159L101 158V157H99V158L97 157V159H95V160H98V159L101 158V159H103V162H105V164L103 162L101 163L102 160H100V163H99V164H102L99 167V170H98L100 177L102 176L101 179L103 178L102 180H104V178L106 176L108 177L109 175L115 174V176L112 175L113 178L115 177V180L116 181H119V184L118 185H116L117 183H115L116 186L114 188H113V186L111 187L114 190L111 191L110 194L113 195V197H114V199H116V201L122 199L124 202H126V204H127L126 206L127 207L133 209V213L131 211V213L129 214L130 219H132L135 222L134 225H133V227H131L130 224H129V218H126L127 220H125V222L117 221V222L113 223V226H111V224H106L104 226V228H103L104 230L99 234V236H97L95 233L88 232L87 237H86V241L82 242V245L80 244V247L77 246L78 248L75 247L76 249L75 248L72 249L71 247H73V246H71L70 247L71 249L69 250V252H68V249L69 248H67V250L65 252H63L65 255L62 253L63 256H61L60 259L56 258V260H55V258L52 259V247H50L52 245H50L48 247L49 254H48V258L46 259V261H49L50 262L49 264H52V263L53 264H184V263H187V261H189V263H191L192 262L191 260H193V263L195 262V264H264V116H263V114H260L261 112H264V111L244 110L243 112H241L237 116H235L236 114L234 115L233 113H230L232 115H229ZM232 112H234V111H232ZM99 113H102V110ZM105 113L106 112H104V114ZM143 113H145V112H143ZM164 113H166V111ZM198 113H196V114H198ZM61 114L64 115V113H61ZM129 114H131V113H129ZM129 114H128V116H130ZM137 114H138V112H137ZM161 114H162V112L161 113L159 112V115L160 116H161ZM206 114H207V112H206ZM210 114H211V112H210ZM214 114H215V111H214ZM219 114H222V113H219ZM43 115H46V118H48V119H45L44 117H40V116H43ZM100 115H101V118H102V114H100ZM106 115H105V119L107 120L109 118V116H108V118H106ZM156 115H158V113ZM38 116H39L40 120H39V118H37ZM152 116L153 115H151V117ZM192 116L194 117V115H192ZM136 117H138V116H136ZM162 117H160V119ZM62 118L65 119V117H62ZM68 118L65 119L66 120V123L69 122V120H70V118H69V120H68ZM94 118H95V116H94ZM101 118H99V119L98 118H95V122H92L93 120L90 119V123L92 122L91 123L92 125L90 124L91 126H89V124L87 123L88 125L86 126V128L88 126L90 128H92V126H93L94 128H92V129L93 130H96L98 128V126L107 127L106 124L104 123V122H106V120H104V118H102V119ZM110 118H112L111 115H110ZM125 118H127V117H125ZM20 119H22V120L20 121ZM41 119L42 120H46V122L44 121L46 123L44 126L49 125V127H43V125H41L42 123H40V121H42ZM73 119H74V117H73ZM116 119H118V118H116ZM143 119H145V117L142 118V120ZM149 119L151 120L152 118H149ZM162 119H164V118H162ZM165 119H166V117H165ZM47 120H49V121H47ZM63 120L62 119L61 120L59 119L57 121L59 122V121H63ZM96 120L97 121L99 120V121L97 122ZM119 120H120V118H119ZM119 120H117V122ZM168 120H169V118H168ZM86 121H89V120H86ZM125 121L127 123V120H125ZM139 121H140V117H139ZM139 121H137V122H139ZM178 121L180 123L181 120L179 119ZM71 122L72 121H70V123ZM84 122H82V123L83 124H86ZM108 122H106V123H108ZM110 122H109V124H111ZM159 122H161V121L159 120L157 123H159ZM163 122H161V123H163ZM135 123L136 122H134V124L130 123L131 125L129 124L128 125L129 127L128 126L127 127L128 128H131V127L134 128L133 130H135V132H133V133H135L134 136L137 137L136 133H138L140 131V129L138 130V132H136L137 129L135 127H133L134 125L137 124V123L136 124ZM152 123H153V120H152V122H151L150 125H152ZM161 123H159L158 125H160ZM193 123H191V124H193ZM83 124H80V125H83ZM119 124L121 126V124L123 125L125 123H119ZM138 124H140V122ZM145 124H146V122H145ZM148 124H149V122H148ZM171 125H172V123H171ZM174 125H176V122H175ZM13 126L14 127H17V128H14ZM178 126H181V124H179ZM83 127H85V125H83L82 128ZM183 127H182V129H183ZM79 128H81V126ZM82 128H81V130H82ZM113 128H114V126H113ZM116 128H117V126H116ZM177 128H179V127H177ZM195 128H192V130L194 131ZM87 129H89V128H87ZM102 129L103 128H101L100 131H102ZM105 129H103V130H105ZM109 129H111V128H109ZM144 129L145 128H143V130ZM180 129L181 128H179V132L178 133L181 134ZM205 129L208 130L209 132L208 133H207V131L205 132ZM83 130H85V129L83 128ZM184 130H183V132H184ZM9 131H10V133H9ZM25 131H23V132H25ZM112 131H114V130L112 129L110 133L107 132V131H105V132H107V135H109V134L112 133ZM116 131L118 133L120 132L118 130H116ZM185 131H188V130H185ZM85 132H87V131H85ZM85 132L80 133L79 130H77V133L76 134L80 133L79 134L80 136L81 135L84 136ZM89 133H87V135H89L92 138H90L88 136L89 138H88V141L86 139V142H90L91 141V142H93L95 144L96 143H98V144L100 143L101 144L103 142L102 140L104 138L101 135V133L98 132V130H97V132L91 131V134H89ZM96 133H100L98 135H101V136H97ZM122 134H123V132H122ZM130 134H131V132H130ZM145 134L147 136V133H145ZM180 134H179V136H180ZM103 135L105 137V134H103ZM123 135H125V134H123ZM162 135H164V133ZM170 135H172V134H170ZM78 136L76 135V137L79 139L80 136L79 137ZM138 136H142V135L138 134ZM164 136H166V135H164ZM164 136H161V137L163 138ZM116 137H118V136H116ZM119 137H120V135H119ZM128 137H131V136H128ZM172 137H174V136H171V138ZM187 137H188V135H187ZM83 138L84 139H82V140H80V139L78 140V142L79 141L82 142V144H81V142H79V144H81V146H85L84 144L86 143V142L84 143L85 137H83ZM183 138L184 139H187L186 136L183 137ZM105 139H107V137H105ZM108 139H110V138H108ZM141 139H142V137H141ZM141 139H140V141H142ZM74 140H72V138H71V141L72 142L69 141L70 144L73 143ZM178 140H180V139H178ZM106 141H105V145H106ZM130 141H132V139ZM145 141H147V139ZM152 141H154V140H152ZM183 141H185V140H183ZM186 141L188 142V139ZM191 141H192V139H191ZM78 142H76V144ZM111 142H112V140H111ZM120 142H122V141H120ZM120 142H117V143H120ZM187 142H185V143H187ZM189 142H190V139H189ZM133 143L135 144V142H133ZM140 143L142 144L144 142H139L137 147L140 146L139 145ZM190 143H192V142H190ZM79 144H77V145H79ZM88 144H90V143H88ZM88 144L86 143V145H88ZM98 144H96V145H98ZM127 144L128 143L126 142V145ZM148 144H149V142H148ZM71 145L73 146V144H71ZM150 145L151 144H149V146ZM89 146H87V147H89ZM92 146H93V144H92ZM99 146L103 149V146H101V145H99ZM111 146H110V148H111ZM121 146H123V143H122ZM131 146L133 147L132 144H131ZM144 146H142V147H144ZM190 146H192V145H190ZM76 147L77 146L72 147V148L73 149L74 148L76 149ZM93 147L95 148L96 146H93ZM142 147H141V149H142ZM151 147L154 148L153 146H151ZM32 148H34L35 151L32 150ZM78 148H83V147H78ZM89 148H91V146ZM156 148H158V147H156ZM84 149H85V147L82 150H84ZM88 149H87V151L84 150V152H81L78 149V153L80 152V154H84L83 156L85 158V154L86 153L88 154V152L90 150H91V152L92 151L93 152L94 151L98 152L97 149L96 150L95 149H90L89 151H88ZM102 149H100V150H102ZM133 149H135V147ZM146 149L147 148H145V150ZM131 150H132V148H131ZM145 150L143 151V149H142L143 152L142 151L141 152L144 154ZM44 151H45V153H44ZM109 151H110V149L108 148V152ZM111 151L110 152L113 153V156H115V153L114 152H116V151L114 149L111 150ZM148 151H147V153H148ZM153 151H154V149H153ZM158 151H161V150L158 149ZM139 152H140V150L136 154L137 155L138 154L142 155V153H139ZM154 152H153V154H154ZM47 153H49L50 155L47 154ZM149 153H151V151H149ZM100 154H102V153H100ZM133 154H135V153H133ZM170 154H171V152H170ZM187 154H188V157L191 156V154L189 155V152H187ZM187 154H186V156H187ZM89 155H91V154H89ZM89 155H87V158H88ZM92 155H93L92 156V159H93V157L96 158L97 153L95 155L92 153ZM103 155H104V153H103ZM144 155L146 156V152H145ZM183 155H185V153ZM83 156H81V157H83ZM98 156H99V153H98ZM106 156H108V154L105 155V157ZM113 156L111 158H113ZM136 157H138V156H136ZM188 157H186V158H188ZM84 158H83V161H84ZM115 158H117V156ZM129 158H131V157H129ZM134 158H135V156L132 157L133 160H134ZM186 158H184L181 161L183 163V164H181V167H182V165H185V167H183V168H186V165H187V167H188V168H186V172H187L188 169L190 168V164H189L188 160L190 159V161H191V159H194V158L189 157L188 160ZM124 159H126V160H124ZM136 159L137 158H135V160ZM145 159H147V157ZM156 159H157V157H156ZM85 160H86V158H85ZM141 160L142 159H140V161ZM86 161H90V160H86ZM126 161H128L130 163H128ZM142 162H143V160H142ZM187 162H188V164H187ZM93 163H91V164H93ZM109 163H111V161ZM99 164H96V165H99ZM103 164L106 165V166H104ZM133 164H132V166H133ZM137 164H139V163L137 162ZM140 164H141V166L143 165V163H140ZM144 164H146V163H144ZM0 165H2L1 162H0ZM193 165H195V164H192V166ZM90 166H92V165H90ZM118 166H120V167H124L125 166L124 167L125 169H126V166H127L128 169H126V171H128V170L129 171L128 172H125V169L124 168H123L124 169L123 170V169L119 168ZM144 166H142V167H144ZM2 167H3V165H2ZM110 167H111V165L109 166V168ZM87 168H89V167H87ZM137 168H138V166H137ZM1 169L2 168L0 167V170ZM89 169H85L84 168V172H86L87 170H88V172L89 171H92V170H89ZM92 169H94L93 166H92ZM96 169H97V167H96ZM131 169L134 170V168H132V167H131ZM140 169H142V168H140ZM120 170H122V171L125 172V173L123 172V174H126L127 173L126 176L129 174L130 176L129 175L127 176V177H129V179H130L131 176L133 178H136L137 177L135 182L136 183L140 182L141 184L140 183H138V184H140L141 186H143V187H141L139 185L142 188V189H140L142 191V193L140 194V192H141L140 191L139 193H137L139 195H136L135 194L136 195L135 196L136 199L133 196L134 195V192H131L133 195L130 192L124 193L123 195H122V193H120V190H122L123 188H124V190H126L125 187L127 186V184H128L127 188H129V187H132V186H130L129 183H134V182H132V181H134L133 179H131V180L126 179V176H123V174H121L122 172H120ZM88 172H86V173H88ZM140 172H142V171H140ZM222 172L223 173H226V174H228V175L231 176L230 179L224 180L226 183L224 181H219L220 180L219 178H218L219 180H217L218 174H220ZM89 173H88L89 175L87 174L88 176L92 175L91 172H89ZM97 174H98V172H97ZM138 175H140V174H138ZM148 176H146V177H148ZM150 176H152V175H150ZM92 177H94V176H92ZM116 177H118V178L116 179ZM142 177H143V174H142ZM153 177L156 180V177L154 175L152 176V178ZM113 178L111 179L112 181L114 180ZM152 178H151L150 181L152 182V180H153V183H154V179H152ZM149 179L150 178L145 179V180L148 181ZM105 180H107V179H105ZM105 180H104V182H105ZM108 180H109V178H108ZM128 180L131 181V182H128L127 183ZM145 180H143V181H145ZM150 181H148V182H150ZM166 181H164V182H166ZM168 181H169V179H168ZM105 183H107V181ZM150 183H148L149 186H147V188L148 187H151L152 184L150 185ZM170 183H172V181ZM170 183H169V185H170ZM165 184L167 185V183H165ZM165 184H164V188L167 187ZM97 185H99V184H97ZM124 185H126V186H124ZM99 186H101V185H99ZM215 187L217 188V192H218V194L220 196H218L217 194L216 195H212V196H214V198H216V196H217V198L219 199V200L216 199L215 201L218 203V204L217 203L216 204H217L218 209H219L218 211L221 214V220H220L221 230L220 231H216V232H214L215 230H213V229L216 228V227L213 228L214 227V225H213L214 223H212L211 225L209 224L210 226H207V224L204 222V216L205 215H203V213H204L203 211L205 210V207H206L204 205L205 204L204 198H205V196L207 194L210 195V198H211V193L212 192L215 193V191H216V190L214 191V188ZM147 188H145L144 190H146ZM162 189H163V187H162ZM196 189H195V191H196ZM134 191H136V189ZM147 191L148 192L149 191L151 192L150 188ZM199 191H200V193H199ZM207 191H208V193H207ZM148 192H146V194L150 195L149 194L150 192L149 193ZM159 193H160V191H158L157 196L159 195L160 197H163V191H162V195L159 194ZM188 194H189V192H188ZM177 195H178L177 198H179V194H177ZM177 195H175V197ZM138 196L141 197V198L139 199ZM153 196L155 197V195H153ZM159 196H158V199L156 197H155V199L160 200L161 198L159 199ZM185 196H187V194ZM1 197H2V194L0 193V199L4 200V197L3 198H1ZM113 197L111 196V201H112ZM144 197H145V194H144ZM146 197H149V196H146ZM150 197H151V195H150ZM193 197H195V196H193ZM164 198H162V199H164ZM172 198L174 200V197H172ZM220 198H221V200L222 199L223 200L221 201ZM143 199H142V202H144ZM191 199L192 198H190L189 200L191 201ZM2 200H0V204L2 203L1 202ZM11 200H12V203H14V200L15 199L12 198ZM11 200L10 201L7 200V202L10 203V204H7V205H13V204H11ZM146 200H148V199L146 198ZM157 200H155V201H157ZM173 200H170V202L173 201ZM187 200L185 198V201H187ZM205 200L207 201L206 198H205ZM227 200H228V202H227ZM155 201H153L154 204L156 203ZM218 201H221V202H218ZM224 201H225V203H224ZM114 202H115V200H114ZM140 202H141V200H140ZM140 202H139V205H140ZM153 202H151L149 205L153 204ZM2 204H4V202ZM2 204L0 205V211L1 212H4L5 213L6 212L5 210H8V211L12 210L10 208L5 207L7 205H5V206H3V208H1ZM116 204H117V207H118L119 204L118 203H116ZM186 204L187 203L184 204L185 205V207H184L185 209L187 208V205H188V204L187 205ZM196 204H197V202H196ZM210 204H212V203H210ZM134 205H137L136 208H134ZM155 206H153V207H155ZM142 207H143V204H142ZM144 207H146V206H144ZM171 207H173V206L171 205ZM156 208H154V209H156ZM174 208H175V206H174ZM174 208L168 207L169 210L170 209L173 210ZM185 209H184V211H185ZM116 210H112L113 212L115 211V213H113V212L112 213L115 214V215L117 214L116 216H118L120 212L119 211L116 212ZM141 210L142 209H140V211ZM163 210H165V207L163 208ZM166 210H167V208H166ZM135 211H138V210H135ZM170 211L167 210L166 212H170ZM188 211H191V209L188 210ZM188 211H185V212L188 213ZM198 211H199V209H198ZM145 213H147V212H145ZM165 213H163V215H165ZM173 213H174V211H173ZM211 213H213V212H211ZM111 216L113 217V215H111ZM183 216L185 217L186 215L183 214ZM1 217H2V215L0 213V218ZM6 217L8 219V216H5V219L3 217L1 218L2 220L0 221V226L1 225L4 226L5 222H7ZM163 217H165V216H163ZM172 217L173 216H171V218ZM153 218H154V216H153ZM187 218H189V217L187 216ZM162 219H163V221H161ZM4 220H6V221H4ZM177 220L178 219H176V222H177ZM160 221L162 222L163 226L161 225V222ZM207 221H208V218H207ZM237 222L239 224L234 226V224H237ZM179 225H181V223ZM139 226H141L144 229L142 233H137L138 231L141 232V230H138V231L136 230V229H138ZM172 226H174V227L177 226V227L174 228ZM190 226H192V225H190ZM38 227H39V225H36L35 227H33V230L32 231H28L27 226H22L18 231L15 232L14 239L15 240H19V239H22V238H29L32 235H36V233H37V230L36 229ZM192 227H194V226H192ZM192 227L191 228L189 227V228L193 231ZM111 228H114V230H112ZM167 228H168V230H167ZM189 228L187 229V231L189 230ZM118 230L121 232L120 235H117V231ZM170 230H172V231H170ZM185 230H186V228H185ZM58 233H57L58 235H61L62 236V234H60V232H58ZM106 234H108L110 236L108 239L106 238ZM185 234H186V232H185ZM188 234H189V232H188ZM47 238H49V239L52 240V234H50L49 236H47ZM136 240H137V242H136ZM181 242H182L181 244L184 243L183 241H181ZM50 244H52V243H50ZM150 245L152 246L153 252H150V253L147 252L146 253L147 248ZM26 253H27L26 251H24V254H23V252L21 253V255H22V256H20L21 259H24V258L27 259L28 255H26ZM180 254L184 256V257L182 256L184 259L182 261L180 259H179V261H177V257L178 258H182V257H179L178 256ZM191 256L194 257V259H189V260L186 259V258H190ZM174 260L177 261V262H174L173 263Z\"/></svg>",
    "mask_w": 264,
    "mask_h": 264
}]
</instances>
